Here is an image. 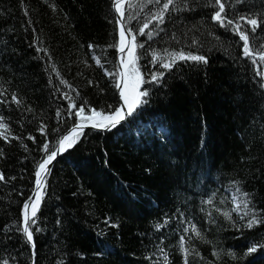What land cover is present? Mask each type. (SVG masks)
Here are the masks:
<instances>
[{"label":"trees","instance_id":"16d2710c","mask_svg":"<svg viewBox=\"0 0 264 264\" xmlns=\"http://www.w3.org/2000/svg\"><path fill=\"white\" fill-rule=\"evenodd\" d=\"M163 2L122 3L133 43L144 45L135 53L143 78L164 77L142 85L149 96L135 116L111 131L83 129L57 157L32 226L33 256L20 229L38 162L47 156L43 146L55 150L83 121L69 116L64 94L75 101L73 113L84 101L105 113L121 104L119 76L109 75L119 72V50L110 45L120 41V23L114 0H0V117L8 125L0 128V264H185L181 236L188 264H264V248L247 251L264 245V224L243 227L247 217L241 220L232 202L235 181L264 216V77L257 75L264 73V25L249 34L255 63L243 55L239 35L212 20L215 0H176L181 10L145 30L152 39L139 35ZM222 2L228 19L264 18V0ZM165 50L208 62L178 61L166 70ZM189 223L201 236L184 233Z\"/></svg>","mask_w":264,"mask_h":264},{"label":"snow or ice","instance_id":"6c2138e0","mask_svg":"<svg viewBox=\"0 0 264 264\" xmlns=\"http://www.w3.org/2000/svg\"><path fill=\"white\" fill-rule=\"evenodd\" d=\"M148 3L152 4H161V0H148ZM215 5L218 6V10L214 12L212 15V20L216 21L220 27L223 28H231L233 32L239 35L240 40L243 41V50L242 53L245 57L252 58L253 62L255 63V59L253 57V54L250 49V36L249 34H255L257 32V29L261 27V25H264V18H258V17H250L241 15L238 17L237 20L228 19L225 15L226 13V6L225 3L222 2V0H215ZM115 10L120 13L121 17L124 16L123 5L122 0H114L113 4ZM135 5L132 3H129L127 5L128 8H132ZM174 10H181L176 7V0H164L162 3V6L158 10L157 13L151 16V18L143 24L141 28H139L138 33L139 35H146L149 39H152L153 32L145 30L149 28V25L153 24L155 21V27L159 29V26L164 24L165 22V16L167 13H170ZM129 20L137 19V17H128ZM240 21H244L246 25L251 26L250 28H247L245 30H242L245 28L244 25L240 23ZM161 31L163 29H160ZM132 33V28L125 29L124 25H120V41L118 45H110V47H118V50L120 53H124L126 48L128 51L129 59L125 61L123 57L121 58V64L124 66L125 71L124 72H117V73H109V75H112L113 77L119 76L123 78V87H121V82L118 80L116 83V87L120 90L119 95L121 97L122 103L117 106L115 109H112V106L109 105L108 108L111 109L109 113H105V111L102 109L100 111H97L95 108H91L87 105V101L82 102L80 107L73 113L71 109L76 108L75 101L73 98L65 93V98L70 101V110H69V116L75 115L76 117H79L81 120L85 121L86 123L83 124H76L74 125L68 132V134L62 136L60 140L58 141L59 147L55 148V150L49 151V144L45 143L43 146V150L47 153V156L45 159H43L42 162H38L37 170L35 173L36 176V189L34 191V197H29L28 201H26L23 205L25 209L24 213V221H23V228L20 229L25 235L27 241L31 244V247L33 249V256H35V241L33 239V231L32 226L37 223L36 216L37 212L40 209V202L43 200V189L45 187L44 185V178L47 174L50 173V168L47 166L52 163V161L57 157L58 154H62L63 152L67 151L68 149H71L75 146V144L78 142L79 137L84 135L83 129L85 127H92L97 130L102 131H111L112 129L116 128L117 126L121 125L124 121L128 120L129 118L136 115L137 111L141 109L146 103L147 100L146 97L149 96V90L147 88H144L141 90L142 85L144 84H160L162 81V78L164 77V72H157L152 73L150 80H145L143 78V75L141 74L138 67H136V60L138 57L136 56V49L137 48H143V44H135L133 43L136 40V35H132V42L127 41L126 34ZM158 34V33H157ZM92 45H89V48H92ZM264 48V45L261 46ZM44 51H47L46 49ZM166 54L170 56V62H164L161 63V67L166 70H171L174 65L178 61H194V62H202L207 64V57L200 56V55H193L191 52L185 54L183 51L180 52H172ZM259 58L261 61H264V51H259ZM159 60V57L155 52H153L152 61L153 63H156ZM97 63H99V60H97ZM130 72H134L135 75L132 78L131 84L129 83V80L126 78ZM59 75V73H57ZM257 75H260L261 77H264V73L257 72ZM61 83L67 84V81L61 80ZM91 83V82H90ZM261 88H264V83H262ZM69 87H71L69 85ZM77 96H79V93H77ZM12 101L16 104L22 103L16 96L15 93L12 94ZM85 107H89L90 115L85 114ZM31 111V109H29ZM57 116H60V113L57 112ZM3 117H0V128L7 129L8 125L3 123ZM41 132L44 131L43 127L40 129ZM55 131H58L56 129ZM0 136H4L3 132H0ZM7 139V137H4ZM30 139H34V137H29ZM18 139V137H17ZM67 142V143H66ZM3 155V150L0 149V156ZM5 179L2 172H0V181H3ZM14 179V178H13ZM233 185L235 186V192L232 195V202L235 205L233 211H236L239 213L241 210L243 211V215L240 216L241 220H245L247 217L246 222L243 224V227L246 228H253L259 224H264V216H259L256 209L254 207H250L252 204V200L250 198V194L247 192H243L241 188L238 186L237 182H233ZM29 203L32 205V211L29 215L27 212V209L29 208ZM207 204L212 203V199H209L205 201ZM219 211V209H217ZM183 216V213L180 214ZM209 218L211 219V213L208 214ZM223 215L226 219L231 220V212H224ZM214 222V221H212ZM167 224V220L164 221V224H158L157 229L162 228L164 225ZM113 227H118V225H112ZM234 227H238V225L233 222ZM37 232L40 231L39 228L35 229ZM192 231L197 237L201 236V233L199 229H197L195 224L189 223L188 227H185L183 229L184 233H188L189 231ZM185 237H180V248L181 251L184 253V262L185 264H188V256L190 255V251L185 246ZM258 248H264V245H254L252 247L248 248V253L253 254L257 253ZM234 255V254H232ZM3 264H8V261L5 260ZM33 264H35V260H33Z\"/></svg>","mask_w":264,"mask_h":264},{"label":"water","instance_id":"95a60500","mask_svg":"<svg viewBox=\"0 0 264 264\" xmlns=\"http://www.w3.org/2000/svg\"><path fill=\"white\" fill-rule=\"evenodd\" d=\"M126 1H129V0H122V2H126ZM116 14H117V18H118V20H119V22H120V25H121V24L124 25V22H123V20H122V18H121V16H120V13L116 11ZM124 27H125V25H124ZM125 29H127V28L125 27ZM126 39H127V41L132 42V36H131L130 33H129V34H126ZM126 51H127V48H126L125 52H126ZM125 52H124V53H125ZM124 53H120V52H119V55H118V60H119V72H124L123 65L121 64V58H122V56H123ZM119 81L121 82V87H123V78L120 77V78H119ZM119 91H120V90L118 89V92H119ZM120 100H121V97H120ZM121 103H122V100H121ZM79 124H83V123H79ZM85 128H92V127L89 126V127H85ZM85 128H84V129H85ZM92 129H95V128H92ZM68 132H69V131H68ZM68 132L65 133L64 135L68 134ZM64 135H63V136H64ZM59 155H60V154H58L57 157H58ZM57 157L52 161V163H51L50 165L47 166L48 168H51V167H52V165H53L54 162L56 161ZM44 180H45V178H44ZM35 189H36V187H35ZM34 191H35V190H34ZM32 197L35 199V197H34V193H33ZM31 209H32V205H31V203H29V208L27 209V212H28L29 215H30V211H31Z\"/></svg>","mask_w":264,"mask_h":264},{"label":"rangeland","instance_id":"374dc122","mask_svg":"<svg viewBox=\"0 0 264 264\" xmlns=\"http://www.w3.org/2000/svg\"><path fill=\"white\" fill-rule=\"evenodd\" d=\"M123 59L125 60V61H127L128 59H129V55H128V51H126L125 53H124V57H123ZM136 67H137V65H136ZM125 69V68H124ZM134 75H135V73L134 72H130L129 73V75L126 77L128 80H129V83L131 84V81H132V78L134 77ZM67 143V142H66ZM32 211V210H31Z\"/></svg>","mask_w":264,"mask_h":264}]
</instances>
